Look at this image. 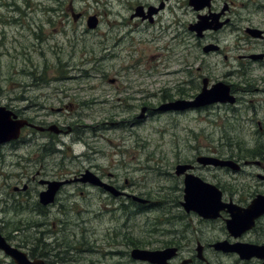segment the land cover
I'll use <instances>...</instances> for the list:
<instances>
[{
	"label": "rangeland",
	"instance_id": "rangeland-1",
	"mask_svg": "<svg viewBox=\"0 0 264 264\" xmlns=\"http://www.w3.org/2000/svg\"><path fill=\"white\" fill-rule=\"evenodd\" d=\"M136 1L66 0L58 10L59 5L53 0H0V105L7 106L13 112H16V108L26 109L28 115H39L40 119L50 122L63 118L77 120L82 125L80 129L87 131L86 142L97 152L91 161H84V165L93 163L110 171L121 186L126 185L128 180L130 194L151 195L152 206L143 215H131V212H128V216L123 215L119 210L121 203L117 201L109 207L111 210L116 209V212L92 219L87 224L89 237L87 235L86 239L96 247L86 245L85 248L94 251L88 259H92L95 264H128L127 239L155 242L156 220H166L180 213L181 207L173 202L166 204L161 195L170 199L177 195L173 189L166 193L164 189L180 185L173 178L175 166L179 161L195 160L190 146L195 147L196 153L222 151L231 156L232 153L236 154V138L253 149L258 143V122L264 126V112L258 111V119L252 109L241 111L237 118L231 117L233 111L222 112L223 123L215 116L206 117L204 112L185 115L154 112L135 123L143 103L158 107L164 95L173 96L179 85L188 86L186 83L190 71L198 77V92L201 91L204 78L227 82L229 65L247 62L244 57H239L247 55L251 49L241 44L236 47L234 41H229L230 45L225 46L228 59L223 54L207 56L188 34L192 14L187 0H169L154 24L130 19L135 11H130L129 5ZM52 7L58 11H49ZM71 7L85 16L78 23H86L89 15L98 14L101 19L99 33L102 35L85 33L84 26L66 25L75 22L71 15L65 16ZM34 32L36 37L32 35ZM86 51H92V54ZM84 58L89 61L86 60L85 66H80ZM93 58L97 59L90 62ZM79 69L104 71L110 78L104 81L96 77L83 79L73 71ZM58 71L65 72L63 78ZM43 75L48 78L46 84L37 82ZM119 77L124 82L128 80V85H125L128 86V117L125 116L126 108L117 102L115 87L110 82ZM233 81L241 82L243 78ZM62 87L73 89L72 94L82 92V101L89 108L86 106L78 111L76 106L70 111L51 110L49 104L53 103L57 107L58 102L47 100L46 97L51 88L61 91ZM73 96L80 98V95ZM211 115L219 113L214 111ZM125 118H128V123H120ZM210 120L219 121L210 123ZM41 144L40 138L33 144L34 147H22L20 159L14 158V162H21L24 168L39 167L29 160ZM261 144L264 146V143ZM88 151L85 143L73 146L74 155ZM37 154H41V151ZM6 160L11 162L12 158L7 157ZM71 166L76 167L77 164ZM2 169L0 163V199H3L4 192L18 195L13 192V186L23 188L34 174V170L23 173L21 168ZM3 173L5 176L1 175ZM200 173L208 177L209 182L214 179V175L229 184L236 183L238 179L236 174L212 168ZM31 186L41 189L38 184L31 183ZM33 196L36 197V194L33 193ZM22 199V208L18 213L8 212V220H13L9 223L10 228L23 224L26 231L20 234L24 237L29 236V230H34L32 226L39 219L30 211L33 200L27 196ZM1 207L0 204V219ZM1 228L0 222V233L4 234ZM108 236L116 240L118 245H106ZM11 261L0 251V264Z\"/></svg>",
	"mask_w": 264,
	"mask_h": 264
},
{
	"label": "flooded vegetation",
	"instance_id": "flooded-vegetation-1",
	"mask_svg": "<svg viewBox=\"0 0 264 264\" xmlns=\"http://www.w3.org/2000/svg\"><path fill=\"white\" fill-rule=\"evenodd\" d=\"M190 1L187 0L192 14V19L188 25V34L207 56L213 54L220 56L223 54L225 59H228V51L225 46L230 45L229 41H234L236 47L241 44L243 47L249 46L251 49L247 55L239 57L240 59L244 57L247 62L229 65V71L226 74L227 82L204 78L207 79L209 88H212L218 82L228 84L229 94L235 98L234 104L219 102L202 108L192 107L184 111L165 112L179 115L204 112L206 117L215 116L223 123L222 119H224V116L222 112L229 113V111H233L231 117L237 118L241 111L252 109L254 115L259 119L258 111L264 112V0H207L204 3V8L200 10L190 4ZM162 2V0H156L155 2L136 1L133 5H129L130 11H135L138 6H142L143 13L137 17L133 16L134 13H132L130 19L154 24L159 15L164 12L165 7L162 10H155L160 9ZM64 3H66L64 0H61V4L57 3L60 6L58 10L62 8ZM150 12H154V14L150 15ZM70 15L75 22L67 23L66 25L84 26L83 30L85 33H93L96 36L102 35L99 33L101 19L98 14L96 15L99 17V23L96 29H89L87 22L78 23L85 16L81 12H76L73 7L67 9V13H65V16ZM126 22L128 23V18ZM200 22H204V26H206L201 32L198 31ZM73 30L75 31L76 29L73 28ZM32 35L36 37L35 32ZM104 37L108 39L107 35H104ZM205 48H208V51H205ZM86 53L92 54V51H86ZM96 59L93 58L90 62H94ZM86 60L89 61V59ZM86 60L84 58L80 66H85ZM73 71L75 74L80 75V78L88 80L94 77L102 81L110 78L107 72L99 70L94 72L83 69ZM64 73L63 71H58V74L62 75L61 78H63ZM123 73L128 74V72ZM189 76L190 78L186 83L188 86L179 85L173 96L164 95L159 106L175 100L196 101L199 93L197 86L198 77L193 75L192 71L189 72ZM236 78H243V81H233ZM51 82L50 79L49 83ZM110 82L115 87L117 102L121 107L126 108L127 115L125 116L128 117V86H125L128 85V80L124 82L119 77L111 79ZM214 82L215 84H213ZM72 91L74 90L66 87H62L61 91L51 88V92L46 98L47 100H56L58 106L55 107V104L52 103L49 104V108L57 112L70 111L72 107L76 106L78 111L86 106L89 108L86 105L87 103L82 101V92L80 94H72ZM73 95H80V98H76ZM142 105H144L142 108H147L144 118L154 112H164L158 110L159 106L152 107L151 104L147 105V102ZM25 110L16 108L14 113L18 119L27 120L29 125H26L21 130L18 139L0 144V163L3 168L2 171L21 168L23 173H27L26 170H34V174L23 188L13 186V192L18 193V195L4 192L3 199H0V204L2 205L0 222L3 226L1 228V230L3 229V235L10 244H14V247L26 250L25 253L31 260H43L45 264H95L96 262L92 261V259H88L94 254V251L85 248L86 245L96 247V245L92 244L93 242L86 239L89 233L87 224L92 219L103 218L116 212V209L111 210L109 207L117 201L121 203L119 210L122 211L123 215L128 216V212H131V215H143L144 211L152 206L151 195L140 194V197L149 200L148 204H141L132 197L133 194L128 193V180L126 185L121 186L115 174L110 171L104 170L101 166L93 163L88 166L84 165L83 162L91 161L97 152L86 142L87 131L84 132V130L80 129L82 125L77 120L73 121L69 118H63V120L50 122L40 119L39 115L30 116ZM214 111H217L219 115H211ZM78 118L81 120V117ZM139 119L137 117L135 123L139 122ZM217 121L219 120H210L209 122L214 123ZM125 122L128 123V118H125L120 123ZM52 125H56L55 131L59 133L49 130ZM36 127L43 130H38ZM258 128L256 131L258 143L253 146V149L257 150L247 151L244 147L246 149L250 148L245 144L242 145L236 160L240 165L237 171H232L229 167L220 165H202L199 162L202 157L212 156L221 161L229 158L222 151L196 153L195 147L190 146L195 160L179 161L175 166L176 169L178 165H189L190 169L183 175L175 173L173 176V178L177 179V182H180L179 186L164 189V193L173 189L177 192V195L173 199L163 194L161 195L162 201L166 204L173 202L181 207L180 213L171 215L166 220L164 218L156 220L155 242L144 243L127 239L129 248L128 264H149L133 260L131 257L133 248L159 251L170 250L172 257L168 259V264H264V254L263 257L252 255L259 249L257 247H264V214L257 217L253 225L251 222L243 220L241 228H239L240 233L238 237H235L228 230V220H230L231 215L227 208L221 210L216 218H204L193 211L188 213L183 208L185 200L184 180L187 174L198 176L203 181L216 185L222 192V201L225 204L233 203L241 208L242 213L257 197L264 196V146L261 144L264 143V126L261 122H258ZM38 138H41L42 146L38 150H34L29 161L34 166L38 165L39 167L24 168L21 166V162H14V158L20 159L21 157L19 154L20 149L22 147H34L33 144H36L37 140L39 141ZM66 138L70 142H67ZM78 143H85L89 149L88 153L83 152L79 155H74L73 146ZM40 151L41 154H37ZM126 151L128 152V150ZM7 157H11L12 161L8 162L6 160ZM73 163L77 164V166L72 167L71 164ZM211 168L215 171L236 174L238 179L236 183L229 184L214 175V179L209 182L207 181L208 177H204L200 172L205 169L210 171ZM246 168L249 170H246ZM1 175L5 176L4 173ZM93 175L98 177L108 187H114L120 192V195L115 196L112 190L103 185H94L92 183V179L95 178ZM31 183L40 185L41 189L36 186L32 187ZM50 183H60V185L57 187L53 201H48V203L44 204L41 198L45 200L49 198V194L43 195V193L51 188ZM33 193L36 194V197L33 196ZM24 196L33 200L30 211L39 220L33 224L32 229L34 230L32 232L29 230V236L22 237L20 233L26 230L18 229L16 225L10 228L9 223L13 220H8V212L18 213L22 208L21 203ZM95 206H98L97 210ZM133 207H136L135 210H133ZM107 240L106 245L110 247L116 246L117 241L111 236H108ZM220 243H227V245H231L236 250L224 251L220 249ZM84 253L87 255L84 256ZM6 258L10 259L9 257ZM12 263L15 264L13 261L7 264Z\"/></svg>",
	"mask_w": 264,
	"mask_h": 264
},
{
	"label": "water",
	"instance_id": "water-1",
	"mask_svg": "<svg viewBox=\"0 0 264 264\" xmlns=\"http://www.w3.org/2000/svg\"><path fill=\"white\" fill-rule=\"evenodd\" d=\"M162 4L160 9H155L156 11L162 10L165 7V1L162 0ZM207 0H191L190 4H193L197 10L204 8V3ZM154 11V12H156ZM154 12H150V15H153ZM143 13V7L140 6L136 9V13L133 16H140ZM205 19V18H202ZM89 29H96L99 23V19L96 15H92L87 20ZM204 22H200L198 24V31L201 32L205 29ZM205 51H208V48H205ZM229 86L225 83H219L215 85L212 89L207 88V80L204 81V86L197 96L196 101L189 102L185 100H175L168 103H164L158 107L159 111H184L189 108L195 107H203L206 105H210L216 102H230L234 103V98L229 94ZM146 107L141 109V114L138 118L142 119L145 117ZM29 125V122L24 119H18L16 114L8 109L5 106H0V144H4L10 141H14L19 138L21 130ZM38 130H43L42 128L36 127ZM56 125H52L49 130L55 131ZM199 162L204 165H214V166H226L230 167L233 170L238 169V164L233 160H218L216 158H207L202 157L199 159ZM190 169L189 165H178L176 167V174L183 175L185 172ZM87 176V175H86ZM92 183L94 185H103L106 188L112 190L115 196H119L120 192H118L114 187H108L103 184L102 181L96 176L93 175ZM185 188H184V203L183 207L186 212H196L199 216L204 218H216L220 214V211L227 208L230 212L231 218L228 220V230L230 233L238 237L239 228H241L242 221H249L251 224H254V220L257 219L260 215L264 214V196L257 197L252 204L245 209L244 213H242L241 208L234 205L233 203L225 204L222 201V192L221 190L213 184L207 183L203 181L200 177L187 174L184 180ZM60 183H50L51 188L43 195H48L49 198L45 200L41 198L42 203L46 204L48 201H53V197L56 194L57 187ZM56 186V187H55ZM53 187V188H52ZM116 192V193H115ZM42 195V196H43ZM41 196V197H42ZM136 201L140 203H147L146 199L141 197L132 196ZM51 199V200H49ZM45 200V201H44ZM252 227V226H251ZM237 246V245H235ZM220 249L224 251H234L231 245H227V243H220ZM259 248L252 255H258V257H263L264 247ZM256 248V249H257ZM0 251L4 252V254L10 257L16 264H45L43 260H31L28 255L22 250L13 247L7 241V239L0 233ZM170 250L159 251V250H147V249H134L131 253L132 259L136 261L148 262L150 264H168L167 261L172 257ZM249 256V255H247Z\"/></svg>",
	"mask_w": 264,
	"mask_h": 264
},
{
	"label": "trees",
	"instance_id": "trees-1",
	"mask_svg": "<svg viewBox=\"0 0 264 264\" xmlns=\"http://www.w3.org/2000/svg\"><path fill=\"white\" fill-rule=\"evenodd\" d=\"M56 3H58V4H61V0H54ZM49 11H51V12H56L57 11V9H55L54 7H52ZM35 79H37V78H35ZM47 80H48V78H47V76L46 75H43L40 79H38L37 80V82H39V83H42V84H46L47 83ZM242 145H244V143L242 142V141H240L238 138H236V141H235V143H234V148H235V150H236V154L235 153H232V155L230 156V158H236L237 159V157H238V151L241 149V147H242ZM232 147H233V145H232ZM244 149L245 150H250V151H254V150H257V149H246V147H244ZM243 149V150H244ZM21 224V223H20ZM16 228H18V229H24V226H23V224H21V225H18ZM135 244H137L136 242H134ZM134 244V245H135ZM138 245V244H137ZM136 245V246H137ZM13 264V263H12Z\"/></svg>",
	"mask_w": 264,
	"mask_h": 264
},
{
	"label": "bare ground",
	"instance_id": "bare-ground-1",
	"mask_svg": "<svg viewBox=\"0 0 264 264\" xmlns=\"http://www.w3.org/2000/svg\"><path fill=\"white\" fill-rule=\"evenodd\" d=\"M9 243V242H8ZM16 264V263H15Z\"/></svg>",
	"mask_w": 264,
	"mask_h": 264
}]
</instances>
